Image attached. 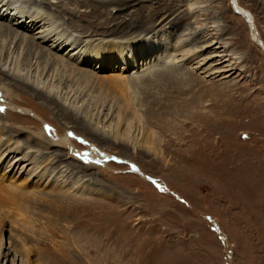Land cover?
Here are the masks:
<instances>
[{
  "label": "rangeland",
  "instance_id": "374dc122",
  "mask_svg": "<svg viewBox=\"0 0 264 264\" xmlns=\"http://www.w3.org/2000/svg\"><path fill=\"white\" fill-rule=\"evenodd\" d=\"M39 1L45 6L48 0ZM182 1L139 0L127 12L116 14L137 35L127 52L140 55L139 62L161 61L158 70L139 77L127 67L122 76L130 74L134 80L123 96L112 83L103 85L95 75L82 80L78 73L80 81L67 95L73 101L68 106L51 95L18 89L0 72V86L14 89L11 103L18 106L16 110L0 107V121L10 125L7 135L19 141L39 130L47 140L67 135L77 152L95 156L93 161L79 154L66 157L65 178L108 194L81 195L70 189L64 193L70 204L64 214L55 210L48 214L37 198L38 194L57 196L52 185L34 186L33 179L20 176L32 200L23 211L12 208L7 216L0 212V264H19L26 251L28 264H63L50 253L64 243L68 264H264V47L254 39L264 46V0H207L200 11L188 14ZM58 4L50 2L51 10L70 33L87 40L115 38L124 40H112L113 44L126 43L122 34L81 32L89 33L86 29L94 23L108 27V33L114 30L107 26L112 18L103 20L90 8L79 6L72 13L61 11L60 4L70 9L74 5ZM140 5L144 16L154 18L142 23L150 27L156 22L147 34L154 36L148 49L136 46L146 33L134 25ZM234 6L249 16L239 14ZM161 32L170 38L163 59L160 53L166 41L161 42ZM202 34L186 43V48H202L201 54L179 67L171 64L177 69L173 72H179L169 74L170 62L179 57L174 49L178 40ZM64 48L57 54L65 58L70 48ZM84 68L89 75L113 74L102 66ZM2 96L7 100L0 92ZM54 150L50 148L49 157ZM3 172L0 165V176ZM9 177L15 175L6 172L0 182L8 184ZM79 214L84 221L91 218L97 228L93 239L83 227L72 230ZM24 217L28 222H23ZM69 236L75 248L68 243Z\"/></svg>",
  "mask_w": 264,
  "mask_h": 264
},
{
  "label": "bare ground",
  "instance_id": "6f19581e",
  "mask_svg": "<svg viewBox=\"0 0 264 264\" xmlns=\"http://www.w3.org/2000/svg\"><path fill=\"white\" fill-rule=\"evenodd\" d=\"M63 1L72 3L74 7H72V9L68 8L67 5L64 7L63 4H60L63 3ZM138 1L139 0H48L47 5L44 6L39 0H0V72L14 81V87L21 90L27 89L31 91V93L35 91L44 93V95H51L61 101L63 105L68 106H72L71 103L73 101L69 100L70 98L67 95L70 89H73L71 87L76 85L77 81H80V79L76 76L78 73L79 76L83 77L82 80H84V78L86 80L87 77H92V75H95L94 77L101 81L100 83L103 85H109V83H112L113 86L115 85V88H117L121 96L125 95L126 88L128 84L134 80V77H139L140 75L150 73L153 69H159L157 68V63L160 60L152 61L146 59L142 62H139L140 58H142L140 55L135 54V56H139L137 57L139 59L136 60L134 54L127 52L130 40H133V38H135L137 35L131 33V29L127 20L122 21V19L117 20L116 18L117 13H122L124 10L127 12L129 7H134L133 5ZM206 1L207 0H183V4L181 6L184 8V13L188 14L193 12L192 10L200 11ZM50 2H55V4L59 3L62 7L61 11L69 9L72 13L75 12L76 10L74 9L79 6L86 7L87 9L90 8V10L102 16L103 20H110L112 18L114 20V26L115 21H117L118 24H116V27H114L113 23L110 25L108 23L107 26H109L110 29L114 28V30L109 31L108 33L106 31L108 27L95 26L94 23L92 27L86 29L89 33H86L84 30L81 32L86 36H89L98 30H102V34L100 35L122 34L126 35V43L113 44L112 40H124L115 38H98L96 40H87L78 37V34L74 35L73 33H70V31L64 27L63 22L56 20V15L51 10L52 7ZM108 7L112 9L115 8V11L109 10L108 12ZM141 8L142 5H140V7L136 9L137 11L134 12V15H137L134 20V25L139 26L138 30H141L142 32L145 31L146 33L143 34L142 39L138 40L136 46L139 49H148L154 44V36L148 37L147 34L150 32L149 30H153L156 22L152 23L150 27L145 25L147 23H142L154 18L151 19L150 17L144 16V14L141 13ZM234 9L244 17L249 16L247 11L240 8L239 6H234ZM84 12L88 11L85 10ZM80 15L83 17L85 16L84 14ZM155 18H157V16ZM99 20L101 19L99 18ZM85 21L87 22V20ZM175 22L178 23L177 21ZM203 25H206V21ZM36 26L37 28L33 30ZM141 31L138 35L142 34ZM28 32H30V34H28ZM129 32L131 34H129ZM160 36L161 42L166 41L165 46L160 53L163 59V57L166 55V49L168 47L167 45L170 43V38H166L162 32ZM203 36V34L201 36L194 35L191 36L189 40L188 38L182 39L180 41L178 40V44L174 46V49L177 50L175 51L178 52L179 57H176L177 55L175 54L176 56H174L173 60L170 62L169 68L166 69L169 74L177 75L179 72L178 71L177 74L176 72H173L176 68H173V66L171 67V64H174L175 66L177 65L176 67H179L178 64H182L184 61H191L201 54L202 48L199 50H196L195 48L191 49L192 46L186 48V43H189L191 40L196 41ZM254 39L261 45L262 48L264 47L261 44L262 41L260 39L256 37ZM43 43H46L44 44L45 46H43ZM25 47L27 48L25 52H23ZM63 47H65L64 49L66 50L70 48L68 51H66L67 53L65 58L63 57V54H57V52L61 51ZM41 59L43 60L42 68L39 67V62H41ZM132 59H134L135 65L137 64V69H134L135 66ZM203 60L204 59H202V61ZM109 62L114 64L113 67L106 66ZM197 62H199V60H197ZM116 64H122V67H118ZM86 65H97L99 69H101L102 66L106 70L113 71V74H109L107 76H101L99 74V76L97 75V72H95V74L93 72V74L89 75L87 70L84 68ZM127 67L131 68L130 74L134 77L130 78V74H127V76L125 75V77L122 76L124 75V72H126V69H128ZM139 67H141V71L139 70ZM58 70H61L65 74L63 75L61 72V75L60 73L58 75ZM56 84H59L57 85V89H55L56 87L53 88V86ZM12 89V87L6 84H2L0 86V92H3L7 96V100H5L3 96L0 97V107L4 106L5 108H14L16 110V107L18 106L11 103V99L14 97ZM73 91H70V93ZM73 108L75 109L74 105ZM0 111H2V109ZM90 116L91 115H89V117ZM87 120L90 122V118ZM8 125L9 124H5L3 121H0V165L4 167V175L0 177L3 178L6 172L11 173L12 176L15 175V177L14 179H12L13 177H9V179H12V181H9L8 184L0 182V212L4 211V216H7L12 208L17 211H23L28 207L27 203L32 195L28 190L25 189L26 187L21 184H27V182H23L20 176H22L24 180L33 179L32 184L34 186H38L42 184V182H45L47 185H52L53 189L51 188V191L55 192L57 196L52 195L53 193L49 195L38 194L37 198L38 201H40V205L45 207L46 211H48V214L50 212L53 213L54 210L55 212L62 211V214H64V209L66 206L70 205L66 201L67 198L65 197L66 194L64 193L70 189H72L73 192L75 191L80 193L81 195L93 194L95 191L103 196H105L104 194L108 196L107 193H102V191H99V189H96V191L94 187L88 183L82 184V182H79L77 179L73 180L71 177L65 178L66 176L64 174L66 172L68 173V170L66 168H62L65 166L63 165V163H65L64 159H66V157L72 158L74 156H78L77 154H79V156L84 158L85 161H90L92 159L94 160L95 155H93L91 152L87 155L85 153L83 154L77 152L76 149L71 146L73 143L70 138L67 137V135L57 137L54 140H47V137L42 130L33 132L32 134H27L25 140L19 141L18 139H14L12 136L7 135L5 129L8 128ZM90 128L91 130L93 129L91 126ZM88 132L91 133L90 131ZM3 134L7 136L5 137ZM8 134L12 135L10 133ZM4 142L7 143L4 145ZM32 144H36L38 148L34 149ZM50 148L57 149L54 150V155L52 158L49 157V153L51 152ZM61 149H64L65 152L63 153ZM52 162L60 163L56 166H50ZM65 164H67V166L69 165L68 163ZM88 166L89 165L87 164V167ZM87 167L86 169H88ZM48 176L51 177L49 179L52 182L47 181ZM61 187H63L62 190ZM81 195L79 196L81 197ZM16 213L23 215L24 212ZM80 215L81 214L76 215L77 218L75 219L73 226H71L72 230L78 227H83L88 232H90V237L92 238L97 228L94 227L93 223L91 222V218L87 221H84ZM2 218L3 216L0 214V222L2 221ZM59 219H56L55 222H58ZM25 220L28 222L26 217H24L23 222H25ZM68 243L74 247L73 238L70 236L68 237ZM65 244L67 243L62 244L60 248L55 250L57 253H55V251L50 253V256L51 258L55 257L59 259V261L63 264H68L70 262H66L65 259L69 249ZM28 255L29 253L26 251L25 259L21 258L19 264H28Z\"/></svg>",
  "mask_w": 264,
  "mask_h": 264
},
{
  "label": "snow or ice",
  "instance_id": "6c2138e0",
  "mask_svg": "<svg viewBox=\"0 0 264 264\" xmlns=\"http://www.w3.org/2000/svg\"><path fill=\"white\" fill-rule=\"evenodd\" d=\"M70 135H71V133H70Z\"/></svg>",
  "mask_w": 264,
  "mask_h": 264
}]
</instances>
